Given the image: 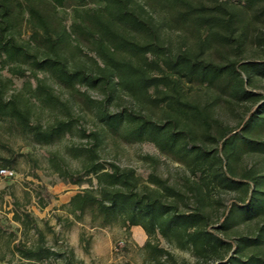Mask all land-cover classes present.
Masks as SVG:
<instances>
[{
	"label": "trees",
	"instance_id": "obj_1",
	"mask_svg": "<svg viewBox=\"0 0 264 264\" xmlns=\"http://www.w3.org/2000/svg\"><path fill=\"white\" fill-rule=\"evenodd\" d=\"M65 8L68 19L58 13ZM26 73L35 85L12 88ZM123 96L131 105L119 104ZM2 124L38 144L91 139L49 158L71 184L95 179L62 204L69 224L89 213L101 227L139 226L153 264H189L159 237L190 252L192 264H264V0H0ZM108 136L153 143L181 174L161 176L153 156L146 180L101 160ZM10 214L36 239L18 240L0 221L1 262L83 264L73 249L47 245L44 220L17 207Z\"/></svg>",
	"mask_w": 264,
	"mask_h": 264
},
{
	"label": "rangeland",
	"instance_id": "obj_2",
	"mask_svg": "<svg viewBox=\"0 0 264 264\" xmlns=\"http://www.w3.org/2000/svg\"><path fill=\"white\" fill-rule=\"evenodd\" d=\"M58 13L65 19L70 17L69 8L61 9ZM22 30L25 31L23 37L26 38L28 36L26 25H23ZM177 34L171 33V38L176 40ZM2 73L10 77L7 72ZM26 74L22 78L12 77V88L20 90L28 79L34 86L35 81L29 73ZM39 76L42 75L39 74ZM48 81L51 83L50 80ZM51 85L56 92L68 97L63 87L54 83ZM81 90L84 89L81 88ZM88 93L94 99L102 97L97 91ZM119 104L131 105V102L123 96ZM159 112L154 110V116L158 117ZM46 119L47 114L44 113L40 120L43 122ZM83 124L87 132L93 129L92 123L86 121ZM1 126L0 140L4 145H0V157L11 161L9 168L15 172V176L0 177V221L9 231H14L18 240H24L30 244L36 236L32 231L23 236L19 224L9 219L10 211L14 207L28 210L37 218L44 220L46 223L42 221L39 226L45 231L47 245L63 254L73 249L75 257L82 260L83 264H153L148 261L141 247L147 238L141 227H132L128 231L118 225L101 227L89 213H86L80 221L73 220L69 224L68 218L70 220L72 218L67 217L61 207L62 204L66 203L75 192L91 187V184L94 186L95 179L90 178L92 183L86 179L80 185L71 184L53 172L49 166V158L54 152L65 155L63 147L66 145H86L91 141L90 138H81L77 133L66 134L51 144H38L26 139L14 128L5 129V124ZM100 156L103 161H113L120 166L134 168L143 180L147 179L148 173L153 169L146 156L157 158L155 171L163 177H168L170 181L177 180L182 171L180 163L162 154L153 143L149 142L127 143L119 138L108 136L102 143ZM65 162L74 166L75 159L66 157ZM1 163L0 159V167ZM40 201L45 204L42 208L38 206ZM158 245L168 249L177 259H186L189 264L195 260L190 252L169 245L161 237H159ZM2 252H4V246L0 244V254ZM0 264L8 263L0 261ZM11 264L27 263H21L15 258ZM39 264H64V262L63 257H51Z\"/></svg>",
	"mask_w": 264,
	"mask_h": 264
},
{
	"label": "built area",
	"instance_id": "obj_3",
	"mask_svg": "<svg viewBox=\"0 0 264 264\" xmlns=\"http://www.w3.org/2000/svg\"><path fill=\"white\" fill-rule=\"evenodd\" d=\"M15 176V172L9 168H0V177L5 178H13Z\"/></svg>",
	"mask_w": 264,
	"mask_h": 264
},
{
	"label": "crops",
	"instance_id": "obj_4",
	"mask_svg": "<svg viewBox=\"0 0 264 264\" xmlns=\"http://www.w3.org/2000/svg\"><path fill=\"white\" fill-rule=\"evenodd\" d=\"M136 227H139V226H133V228H136ZM132 228V227H131ZM140 228V227H139Z\"/></svg>",
	"mask_w": 264,
	"mask_h": 264
}]
</instances>
